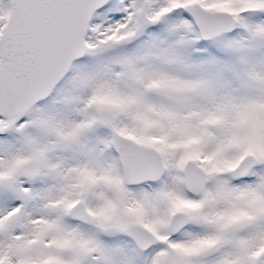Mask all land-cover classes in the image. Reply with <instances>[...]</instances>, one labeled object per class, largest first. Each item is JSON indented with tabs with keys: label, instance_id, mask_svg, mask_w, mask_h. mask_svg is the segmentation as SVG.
Listing matches in <instances>:
<instances>
[{
	"label": "snow or ice",
	"instance_id": "6c2138e0",
	"mask_svg": "<svg viewBox=\"0 0 264 264\" xmlns=\"http://www.w3.org/2000/svg\"><path fill=\"white\" fill-rule=\"evenodd\" d=\"M0 264H264V0H0Z\"/></svg>",
	"mask_w": 264,
	"mask_h": 264
}]
</instances>
